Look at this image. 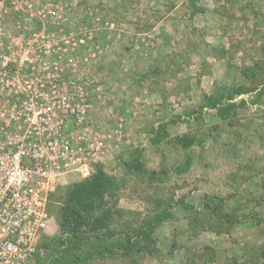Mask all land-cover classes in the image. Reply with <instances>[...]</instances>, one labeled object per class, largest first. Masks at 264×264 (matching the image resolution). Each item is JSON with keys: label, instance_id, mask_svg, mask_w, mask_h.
Returning <instances> with one entry per match:
<instances>
[{"label": "rangeland", "instance_id": "374dc122", "mask_svg": "<svg viewBox=\"0 0 264 264\" xmlns=\"http://www.w3.org/2000/svg\"><path fill=\"white\" fill-rule=\"evenodd\" d=\"M57 1L89 37L79 53L90 60L91 117L106 147L95 166L117 184L103 205L109 230L134 236L168 212L149 250L83 264H264V0ZM15 15L0 0L5 26ZM238 87L248 91L225 101L224 115L209 105ZM135 149L141 171L126 164ZM68 177L43 240L62 235L64 193L80 179ZM234 213L238 221H225ZM48 254L43 241L31 264Z\"/></svg>", "mask_w": 264, "mask_h": 264}, {"label": "built area", "instance_id": "2783aa9c", "mask_svg": "<svg viewBox=\"0 0 264 264\" xmlns=\"http://www.w3.org/2000/svg\"><path fill=\"white\" fill-rule=\"evenodd\" d=\"M10 3L13 21L0 20V264H31L52 194L70 174L90 177L106 147L79 53L88 35L57 0Z\"/></svg>", "mask_w": 264, "mask_h": 264}, {"label": "trees", "instance_id": "16d2710c", "mask_svg": "<svg viewBox=\"0 0 264 264\" xmlns=\"http://www.w3.org/2000/svg\"><path fill=\"white\" fill-rule=\"evenodd\" d=\"M193 6L198 12L202 11L194 2ZM246 91L248 89L238 87L225 97L210 96L209 105L218 107L220 113L224 115L229 109L225 101L230 102L236 94ZM182 143L184 146H190L194 143V139H187ZM141 158V150L135 149L126 164L130 169L141 171L143 169ZM187 163L190 164V159ZM95 167L90 177L74 181L65 191L59 209V225L62 235L53 239H41L40 245L43 241L48 244L49 254L45 261H38L40 264H83L96 257L114 255L116 251L131 256L136 251L149 250L147 248L156 242L154 233L168 216L167 211L151 218L141 229L137 230L134 236L129 234L115 237V233L109 230L111 212L109 209H103V205L106 204L107 195L113 196L117 184L102 165L97 164ZM60 189L61 187L52 194V200L58 196ZM99 210L103 213L97 214ZM214 211L218 216H222L217 206L214 207ZM225 218V221L230 223L239 220L235 213L225 215ZM92 236H94L93 240H91Z\"/></svg>", "mask_w": 264, "mask_h": 264}]
</instances>
